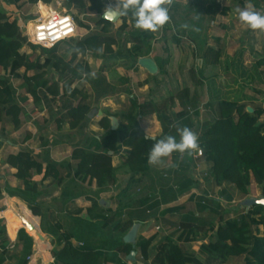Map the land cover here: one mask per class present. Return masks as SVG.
Instances as JSON below:
<instances>
[{
  "label": "trees",
  "instance_id": "obj_1",
  "mask_svg": "<svg viewBox=\"0 0 264 264\" xmlns=\"http://www.w3.org/2000/svg\"><path fill=\"white\" fill-rule=\"evenodd\" d=\"M20 1L9 0L12 5ZM37 1L27 0V3L33 5ZM44 2L48 3V0ZM65 9L73 15L77 26L87 31L83 37L66 42L70 43L68 58L58 56V46L43 49L27 43L20 19L11 18L0 9V69L4 72L0 77V123L8 118L14 130L20 127L24 112L22 105L28 99L38 103L42 96L44 100L54 102L59 97L57 84L52 81L53 76L47 77L52 72L62 85L65 102H74L65 110L69 130H82L89 122L90 96L79 88H72V85L83 78L88 79L95 103L106 95L117 93L106 83L103 67L100 66L93 75L85 58L89 56L95 61L120 60L122 53L114 51V48L122 42L124 47L129 44L130 48L125 50L120 64L133 69L137 67L139 58L147 57L151 52L152 34L133 30L122 36L127 29L126 19L130 17V12L126 17H121V25L114 30L102 18L105 0H65ZM82 14L87 15L89 24L79 20ZM91 24L96 26L95 30H90ZM25 47L32 54L21 53ZM196 49L205 66L217 67L219 70V75L203 79L208 90L206 108L213 112L214 117L201 125L199 130L194 131L191 123V118L200 114L197 94H191L190 88L184 86L176 96H169L160 102L139 103L135 98H129L130 106L126 112L105 113L97 122L101 134L98 137L88 136L73 145L69 161L60 164L47 161L42 164L34 160L28 150L7 156L5 163L15 170L14 178L21 185L15 189L5 187V193L26 203L30 215L40 218V230L53 239L54 264H135V260H127L132 250L143 262L149 259V249L156 238L155 234L148 238L138 237L133 246L124 244L123 238L134 225L147 222L149 215L161 205L175 202L189 191L192 186L189 180L190 166L196 167L193 150L174 152L177 157L181 155L182 159L174 170L168 193L160 190V200L152 195L134 197V189L140 184V180H135V175L148 176L151 172L148 153L153 144L165 135L179 139L177 130L183 127H188L197 135L199 147L195 150L201 153L198 161L206 169V184L216 188L230 186L238 195L247 197L253 183L260 198H264V107L254 104V98L247 93L256 84L264 85V72L261 71L264 62L252 59L245 48L228 56L224 39L214 48L199 45ZM37 50L45 57L42 63L39 59L34 60ZM156 63L159 73H162L165 62ZM28 73L32 75L28 76ZM13 80L23 81L27 95H17ZM190 80L195 86L201 85L192 73ZM261 94L264 93L256 92L258 96ZM176 103L178 112H174ZM245 105L253 112L248 113ZM153 116H156L161 126V135L155 139L146 138L140 128L142 119ZM112 118L118 122L115 130H111ZM60 123L61 120L57 121L58 127ZM114 157H118L121 162L118 168L112 166ZM120 170L130 175L127 184L121 189L116 185ZM33 174L41 176V181L50 178L57 185L67 179L69 184L62 198L67 199L68 205L80 194L83 195L90 202V207L85 210L87 219L79 218L82 210H76L73 213L76 215H66L50 224L48 209L37 203L39 193L31 180ZM93 183L96 186L94 192L80 189L82 185L92 186ZM113 187L119 190L115 196L114 210L106 208L99 199V195L110 192ZM221 195L226 201H231V196L224 188ZM190 198L195 201L196 211L198 215H203V219L190 213L184 222L173 224L174 229L162 237L156 247L151 264H224L230 258L238 260V264H264L263 206L252 205L237 217L223 218L221 204L217 199L209 198L208 193ZM181 210L169 208L165 213H178ZM26 215L23 216L26 218ZM198 235L207 239V243L198 248L204 261H200L194 252L181 248L195 241ZM72 240L80 245H73ZM7 244L5 228L1 225L0 264L8 259L16 264H27L32 238L23 229L18 230L14 254L9 257L6 256Z\"/></svg>",
  "mask_w": 264,
  "mask_h": 264
},
{
  "label": "crops",
  "instance_id": "obj_2",
  "mask_svg": "<svg viewBox=\"0 0 264 264\" xmlns=\"http://www.w3.org/2000/svg\"><path fill=\"white\" fill-rule=\"evenodd\" d=\"M115 3L116 0H105V8L110 5L114 6ZM165 6L169 8L170 19L157 31L152 32L135 28L134 18L130 12V17L128 16L126 19L127 29L122 35L124 36L133 30L152 34L153 38L150 43V54L147 57L139 58L138 61L143 58L150 59L156 65L157 74L155 76L149 74L146 70L139 67L138 64L137 67L133 69L122 66L120 62L121 60L123 62L125 50H128L130 45L127 44L124 47L122 42H120L117 47L114 48V51H120L122 53L120 60L105 59L96 61V63L98 62L96 64L97 68L100 66L103 67V75L106 83L111 88L117 90L116 94L106 95L100 98V101L103 98H123L127 96L128 99L135 98L139 103L146 101L157 103L164 98L174 96V94H171L166 88L168 83H164V80L158 79L157 77L159 76H163V78H169V76L186 78L188 76L190 80L191 73L194 75L196 70L195 74L199 77L202 75L203 79L219 75L217 67L205 66L203 64L202 59L197 55L196 46L203 45L214 48L218 43L222 42V39L225 40L226 53L228 56H233L240 48H245L252 59L258 62H264V31L251 30L247 25L241 24L236 14L237 8L243 9L246 7H251L264 14V0H165ZM9 10L12 12L15 11V14L18 11L13 6H10ZM109 23L115 30L121 25V17L116 22ZM28 30L30 31V24ZM157 61L165 62L162 73H159ZM193 62L195 63L193 64ZM194 65L197 66L196 68L198 69H195ZM90 68L89 66V69ZM261 71L264 72V64L261 67ZM0 72H2L3 76L4 72L1 69ZM91 74L94 73L91 71ZM205 74L209 76L204 77ZM85 79L86 78H83L80 82H84ZM85 82L90 83L89 81ZM134 87L140 93L137 97L134 96V93H131V91L134 92ZM164 89H166L165 94L164 92L161 93ZM256 92L264 93V85L256 84L253 86L252 90H248L247 92L250 97L254 98V104H261L264 107V94L258 96ZM17 95L19 96V93H17ZM23 95L25 94H21V96ZM48 100L42 101L40 105H34L32 102H29L30 100L28 99L22 105L24 112L20 118V127L16 130L12 128L8 118H5L6 121H8V128L1 126L4 119L0 123V191L2 195L0 199V208L2 209L0 211V219L2 216L5 220V233L8 240L6 246L8 250H15L17 232L21 229H19L20 225L16 223L18 220L12 216L8 210V202L12 203L13 208L19 209L23 215L27 214L26 218H30L31 221H33V224H31V222L27 224L32 225L36 232L44 238L43 241H36L34 237L27 234L33 240L31 255L28 256L31 258L30 261H27V264H54L53 239L50 235L42 233L40 230V218L30 215L26 203L16 197H9L5 193V187L15 189L21 185V183L14 178L15 170L5 163L7 156L16 155L20 150H28L33 159L42 164L47 161L56 164L69 161L73 145L78 144L88 136L93 137L94 135L98 137L101 134L97 122L105 113L109 112L110 114H115L128 110V108H126V111L118 110V107L111 103L110 105H104V109H101V106L99 107V104H97L98 102L95 103L92 101V105H89L91 108V112L88 115L89 122L86 124L85 128L71 131L67 124L65 110L68 105H74V102L66 103L65 99L59 101V98H57V100L55 99L54 102H49ZM31 107H33V109H31ZM244 108L246 110L250 107L245 105ZM178 109L176 103L174 112H178ZM34 110L36 111L34 112ZM38 117L41 119L40 124L37 121ZM59 120H61V123L58 127L57 121ZM142 120L146 122L140 121V128L144 131L145 128L148 127V124L149 127H151L150 130L153 132L152 134L151 132L149 133L151 134V139H155L161 135V126L156 116ZM1 135L3 137H1ZM120 163L118 157L112 159L113 167L118 168ZM156 172L157 171L153 170L151 167V172L148 176L135 175V180H140V184L136 189H140L142 192L141 195L143 196H157L158 200H160V190L164 188L159 185ZM119 173L120 175H118ZM129 177L130 176L127 175L125 170H120L117 173L116 185L120 187V189L123 188L127 184ZM31 180L36 184L37 192L39 193L37 203L48 209L50 224H53L55 219L59 220L62 217L65 218L66 215H76L73 214L76 210H82L81 214L78 216L79 218L84 220L87 219L85 210L90 207V202L83 195L80 194L72 204L68 205L67 199L62 198V194H64V190L67 189V185L69 184L67 179L60 185H57L50 178L41 181V176L33 174ZM223 188L225 187L223 186L217 189L222 190ZM80 189H82L83 192H94L96 186L94 183L92 186L82 185ZM118 191L119 190L113 187L110 192L99 195L100 203L106 205V208L114 210L116 208L115 196L118 194ZM226 191L228 195L231 194L228 190ZM186 193L188 196L189 191ZM186 193L182 196L185 197ZM189 196L187 199L190 202L192 199ZM255 197L260 198L259 191L256 193ZM221 201H223V203H232V196L231 201H226L225 197L221 195ZM175 203L176 202H172L168 205H161L160 207H168ZM145 223L143 225H146ZM11 235H15L14 239H10ZM72 244L80 245V243H76L75 240H72ZM10 253L12 254V252ZM4 264L16 263L12 260H7ZM135 264L139 263L135 262Z\"/></svg>",
  "mask_w": 264,
  "mask_h": 264
},
{
  "label": "rangeland",
  "instance_id": "obj_3",
  "mask_svg": "<svg viewBox=\"0 0 264 264\" xmlns=\"http://www.w3.org/2000/svg\"><path fill=\"white\" fill-rule=\"evenodd\" d=\"M64 1V6H65V0H48V3L52 6L53 9H56V3L60 2L62 3ZM10 6H13L14 8H18L16 14L15 11L12 12L10 11ZM18 6V7H17ZM0 8H2V10H4L7 15L11 16V18H19L20 19V26L21 29H23V31H25V27L27 22L30 21L32 14L34 12V8L32 7L31 4L27 3V0H21L17 5H12L9 0H0ZM56 11H60V10H56ZM79 20L83 23V24H89V19H87V15L86 14H82L79 16ZM76 23V21H75ZM77 25V23H76ZM78 27V26H77ZM79 28V27H78ZM96 26H93L92 24L90 25V30H95ZM87 34V31L84 29L79 28L78 31V35L76 38H81V36ZM70 46V43H62L58 46L57 48V54L58 56H63L68 58V48ZM21 53H25V54H32L31 50L28 47L23 48L21 51ZM39 59L40 63H42L45 60V57L40 53V51H36L34 52V60ZM86 61L88 63V65L91 67L90 70L94 73V75L97 73V63L94 59H91L89 56H87ZM196 62V61H195ZM193 62V64L195 63ZM197 64V63H196ZM197 66L194 65L195 69ZM197 71V70H196ZM195 71V72H196ZM22 73V71H20ZM194 72V77L196 78V80H198V82H201V85L195 86L191 80L188 79V76L185 78H181V77H172L169 76V78H163V76H159L157 77L158 79L164 80V83H168V86L166 87L167 90L171 93L174 94V96H176V94L182 89L184 88V86H188L190 88V93L193 94L196 92L197 97H198V101H199V116L196 118H191V123L193 126L194 131L195 130H199L200 126L203 125L206 122H210L213 118V112L210 109L206 108V103L208 100V90L206 87V83L203 82V77H199L198 75H196ZM157 74V71L153 74V76H155ZM32 73H28V76H31ZM2 76V72H0V77ZM49 76H53V82L57 84V88H58V92H59V101L64 100L65 98L62 96V85L60 83H58L57 81V75L55 73H49L47 75V77ZM104 76V75H103ZM209 76V75H204V77ZM188 79V80H187ZM88 79H85L84 82H75L72 85V88H79L81 89L83 92H86L89 96L90 99L88 101L89 105H92V101H93V92H92V88H91V84L88 82ZM186 83H185V82ZM12 85L13 87L18 90L17 93H19V96H21V94H26L27 95V91H26V87H24L23 85V81L22 80H13L12 81ZM134 92L131 91V93H134V96H138L140 93L138 92V90L134 87L133 88ZM165 90V91H164ZM162 90L161 93L164 92V94L166 93V89ZM160 93V94H161ZM41 101L38 103H33L31 99H29V102H32V104L34 105H40V103L42 101H44V98L42 96H40ZM141 99V97H140ZM145 99V98H144ZM57 100V98H56ZM113 104L116 107H118V110L121 111H126V108H129V99L127 98V96L123 97V98H103L101 101L99 100L97 104H99V107L102 109H104V105H110ZM31 104V106H32ZM35 108V107H34ZM31 109H33V107H31ZM124 109V110H123ZM38 110V109H36ZM34 110V112L36 111ZM117 110V111H118ZM179 110V109H178ZM116 112V111H115ZM40 117L37 118V121L40 124ZM94 120V118H93ZM141 121H145V120H141ZM8 121H6V119L4 118V122L2 123L1 126H4L6 128H8ZM146 122V121H145ZM147 128H145V130L143 131V133H153L150 129L151 127H149V125L147 124ZM150 134V135H151ZM1 137H3L1 135ZM193 158L195 160V165L196 167L193 168L192 166H190V172H189V180L192 182V186L189 189V197L194 196L195 197H202L204 195V193H208L209 198L211 199H217V201L221 204L223 211H222V217L223 218H234L237 217L244 209H247V207L250 205V201H255L258 200V198H256V193H258V189L256 188L255 184H252V187L250 188L249 191V195L247 197H242L240 195H238L235 191H233V189L230 186H225L224 189L228 190L232 196V200L233 202L231 203H223V201H221V190L217 189L216 187L212 186L211 184H206L205 181V173H206V169L205 167L202 165L201 162H199V153L198 150H193ZM182 159V156L180 155V157H177L174 152L172 154H170L167 157L162 158L159 162L153 164L151 163V167L153 170H156V177L158 176V183L161 187H163V191L167 192V190L170 188V186L172 185V179H173V174H174V170L177 168L178 166V162L179 160ZM192 169V170H191ZM128 172V169H126ZM120 175V173L118 174ZM127 175H129L127 173ZM130 176V175H129ZM125 180V179H124ZM120 181V179H119ZM135 193H134V197H140L143 196L141 195L142 192L141 190H137L134 189ZM168 193V192H167ZM188 196L186 193V196H179L177 198V200L175 201L176 203L173 205H169L168 207H159L156 211L152 212L149 215V219L147 220V223H145L146 225H140V224H136V237L134 240V245L138 239V237H143V238H148L150 236H152L153 234H155L156 238L153 241V243L150 246L149 249V259L146 262H143L140 257L136 254L134 256V260L136 263L139 264H151V261L156 253V247L158 246L159 242L162 240V237H164L165 235H167L168 233H170L174 228H172L173 224H180L182 222H184L183 220L186 218H188L187 216L192 213V215L196 216V218H202L203 219V215H197V211H196V207H195V201L191 200L190 202L188 201ZM179 199V200H178ZM178 201V202H177ZM9 203V202H8ZM182 208V210L178 213H165V210L169 209V208ZM14 213H16V215H18L19 217H24L22 212H20L19 209H15L13 208ZM16 220V219H15ZM214 220H217V217L214 218ZM17 224H19V221L16 222ZM0 224L2 226H4L5 228V220L3 219V217L1 216L0 219ZM0 225V226H1ZM20 225V224H19ZM22 229V228H21ZM23 230L25 231L26 234H28L27 230L23 228ZM34 240H37V238H35ZM207 243V239L204 238L203 239V235H198V238L190 243H186L184 245L181 246V248L183 250H186L188 252H194L196 257L201 260L204 261V256H202L199 252H198V248L200 245L202 244H206ZM12 252V254H14V250H8V254L6 255L7 257L12 256V254L10 253ZM9 260V259H8ZM128 260V259H127ZM133 260V261H134ZM239 261L235 260V259H227L224 264H238Z\"/></svg>",
  "mask_w": 264,
  "mask_h": 264
},
{
  "label": "clouds",
  "instance_id": "obj_4",
  "mask_svg": "<svg viewBox=\"0 0 264 264\" xmlns=\"http://www.w3.org/2000/svg\"><path fill=\"white\" fill-rule=\"evenodd\" d=\"M129 12L134 18V27L140 30L155 32L170 19L165 0H116L114 6L105 8L104 16L114 20L126 17ZM236 14L241 24L247 25L251 30L264 31V14L261 12L246 7L237 8ZM177 131L179 139L165 135L156 140L148 153L149 163L155 164L173 152H191L199 147L197 135L191 129L183 127ZM145 137L152 138L149 133Z\"/></svg>",
  "mask_w": 264,
  "mask_h": 264
},
{
  "label": "built area",
  "instance_id": "obj_5",
  "mask_svg": "<svg viewBox=\"0 0 264 264\" xmlns=\"http://www.w3.org/2000/svg\"><path fill=\"white\" fill-rule=\"evenodd\" d=\"M32 7L34 12L25 27L27 43L43 49H51L77 37L79 28L73 15L65 9L64 2L56 3V9H53L49 3L39 0ZM198 153L200 157L199 150ZM30 258L27 257V261H30Z\"/></svg>",
  "mask_w": 264,
  "mask_h": 264
},
{
  "label": "water",
  "instance_id": "obj_6",
  "mask_svg": "<svg viewBox=\"0 0 264 264\" xmlns=\"http://www.w3.org/2000/svg\"><path fill=\"white\" fill-rule=\"evenodd\" d=\"M103 19L105 20H108L109 22H116L117 20L120 19V17L118 19H109L107 18L106 16H104L103 14ZM138 65L139 67H141L142 69L146 70L149 74L153 75L156 71H157V68H156V65L150 60V59H147V58H143V59H140L138 61ZM246 111L248 113H252V109L250 108H247ZM118 127V122L115 118H112L111 119V130H115L116 128ZM252 205H261L264 207V198H258V200H255V201H250V206ZM27 226V229L28 230H33V226L30 225V224H26ZM37 237L39 238V240L43 241L44 238L40 235V234H36ZM135 237H136V225H134L131 230L124 236L123 238V243L124 244H129V245H134V240H135ZM136 255V252L135 251H131L130 254L127 256V259L129 261H133L134 260V256Z\"/></svg>",
  "mask_w": 264,
  "mask_h": 264
},
{
  "label": "bare ground",
  "instance_id": "obj_7",
  "mask_svg": "<svg viewBox=\"0 0 264 264\" xmlns=\"http://www.w3.org/2000/svg\"><path fill=\"white\" fill-rule=\"evenodd\" d=\"M7 206H8V210H9V212H10V214L12 215V216H14L18 221H19V224H20V227H19V229L20 228H25V229H27V223H30L31 222V219L29 218V219H27V218H25V217H19L18 215H16V213H14V211H13V206H12V203H7ZM21 212V211H20ZM31 224H32V222H31ZM27 232H28V234L29 235H31L32 237H34V239L35 238H37V240H39V238L37 237V235H36V230L35 229H33V230H27ZM14 236L15 235H11V237H10V239H14Z\"/></svg>",
  "mask_w": 264,
  "mask_h": 264
}]
</instances>
